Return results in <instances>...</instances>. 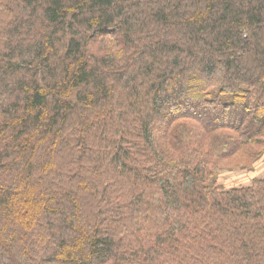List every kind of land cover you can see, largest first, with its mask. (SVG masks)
<instances>
[{"label": "trees", "instance_id": "16d2710c", "mask_svg": "<svg viewBox=\"0 0 264 264\" xmlns=\"http://www.w3.org/2000/svg\"><path fill=\"white\" fill-rule=\"evenodd\" d=\"M263 148L264 0H0V264H264Z\"/></svg>", "mask_w": 264, "mask_h": 264}, {"label": "rangeland", "instance_id": "374dc122", "mask_svg": "<svg viewBox=\"0 0 264 264\" xmlns=\"http://www.w3.org/2000/svg\"><path fill=\"white\" fill-rule=\"evenodd\" d=\"M215 116L209 118L216 119ZM257 174L264 176V148L254 160H250L246 153L236 154L230 164H225L218 171L217 182L222 189L248 186L252 184Z\"/></svg>", "mask_w": 264, "mask_h": 264}, {"label": "crops", "instance_id": "0c3cea01", "mask_svg": "<svg viewBox=\"0 0 264 264\" xmlns=\"http://www.w3.org/2000/svg\"><path fill=\"white\" fill-rule=\"evenodd\" d=\"M264 176H260V174L256 175V178H263Z\"/></svg>", "mask_w": 264, "mask_h": 264}]
</instances>
